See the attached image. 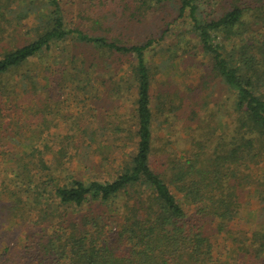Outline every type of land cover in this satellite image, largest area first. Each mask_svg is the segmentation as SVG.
<instances>
[{
  "label": "trees",
  "instance_id": "trees-1",
  "mask_svg": "<svg viewBox=\"0 0 264 264\" xmlns=\"http://www.w3.org/2000/svg\"><path fill=\"white\" fill-rule=\"evenodd\" d=\"M121 5L129 19L140 23L156 9L173 7L178 12L174 21H190L188 34L210 58L211 75L235 97L237 135L228 152L214 155L211 171L201 169L200 156L166 150L165 171L152 167L154 124L163 116L168 128L172 112L161 104L160 116L154 114L146 56L165 33L159 40L151 33L138 45L125 46L69 21L76 7L117 15ZM110 14L83 20L98 30ZM80 45L86 50L81 61L75 53ZM90 51L134 60L131 78H121L114 92L135 91L136 125L128 134L136 139V152L103 182L80 179L63 163L74 160L68 151L84 146L87 137L96 142V129L81 128L79 143L55 151L22 133L26 122L16 130L11 109L4 105L23 93L41 100L45 86L42 75L29 68L34 60L44 66L47 78L58 74L63 89L66 83L68 90L76 85L84 91L79 76L102 68L88 59ZM36 106L29 120L38 128L51 108L44 101ZM104 132L121 138L116 129L104 127ZM263 163L264 0H0V229L7 227L0 233V264H264V221L250 238L232 239L238 247L235 260L216 254L213 242L216 235L232 233L242 211L238 187L251 178L246 173L251 165ZM169 182L194 206L191 214ZM260 211L264 219V208Z\"/></svg>",
  "mask_w": 264,
  "mask_h": 264
},
{
  "label": "rangeland",
  "instance_id": "rangeland-1",
  "mask_svg": "<svg viewBox=\"0 0 264 264\" xmlns=\"http://www.w3.org/2000/svg\"><path fill=\"white\" fill-rule=\"evenodd\" d=\"M77 8L68 13L69 21L81 23L82 28L89 33L106 36L120 45H138L151 33L159 40L162 32L165 33V39L156 44L146 56L153 76L154 114L160 116L158 107L161 104L172 112L167 117L168 128L163 123V116L154 124V155L151 164L155 171L163 173L165 168L161 165L168 158L167 154H164L166 150L173 155H183L191 159L200 156V161L204 162L200 165L201 169L211 171L209 168H213L211 160L214 155L228 152L237 135L236 113L233 111L235 97L219 78L211 75L210 58L202 52L192 35L188 34L192 27L190 21H174L178 12L171 6L156 9L142 23L129 19L130 13L126 15L122 5L115 10L117 15L107 13V9L104 13H97L91 10L80 12ZM101 14H110L109 21L103 20L105 23L98 30L96 25L83 20L90 15L97 21ZM62 46L59 48L62 49ZM78 48L75 53L81 61L84 57L82 52L86 50L81 45ZM86 55L91 61H99L102 68L91 67L87 70L88 73L84 72L79 76V84L85 86L84 91L76 88V85H71L68 90L65 88L66 83L63 89L59 85L62 81H58L60 76L50 74L47 78L44 66L34 60L29 64V68L42 75L41 83L45 86L40 93L41 100L35 94L19 93L20 95L9 101L5 100L4 105L11 109L16 130H21L20 127L26 122L29 127L23 128L21 132L27 134L31 140L37 141L36 144L49 145L55 151L64 144L79 143L81 128L85 127L89 132L96 129V142L93 143L91 138L87 137L84 146L68 151L69 155L74 156V160L68 159L63 163L80 179H97L103 182L112 180L118 170L120 172L124 160L136 152V139L132 133L128 134L129 130H135L136 125L135 91L128 93L124 88L120 94L114 92L116 85L121 83V78H131L134 60L110 57L93 51L86 52ZM42 101L51 111L46 114L44 123V120L39 121L40 126L37 128L29 119H32L36 112V103ZM104 127L116 129V136L121 138L116 140L113 133L104 132ZM118 128L123 132H118ZM68 135L70 140L66 139ZM96 143L101 144L102 148ZM102 149L105 155L101 153ZM246 173L251 175V178L246 179L242 187H238L237 193L242 198V211L240 217L232 222V233L216 235L213 238L217 248L216 254L225 255V260H235L238 256V247L233 245L232 239L239 235L240 238H250L258 229L260 221H264L259 216L262 213L260 210L264 208V194H259L260 191L264 193V163L251 165ZM169 184L185 211L191 214L194 206L189 205L184 196L170 182ZM118 204L123 206L124 200ZM3 229L6 230L7 227ZM3 229H0V233L4 232ZM5 234H8V231H5ZM7 238L13 239V236L8 235ZM12 251L17 254L16 250Z\"/></svg>",
  "mask_w": 264,
  "mask_h": 264
}]
</instances>
